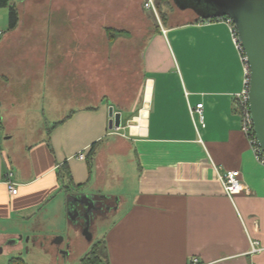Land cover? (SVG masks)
Listing matches in <instances>:
<instances>
[{
	"label": "crops",
	"instance_id": "crops-1",
	"mask_svg": "<svg viewBox=\"0 0 264 264\" xmlns=\"http://www.w3.org/2000/svg\"><path fill=\"white\" fill-rule=\"evenodd\" d=\"M194 20L162 25L144 45V102L138 109L113 106L121 115L120 130H108L112 106L103 101L54 118L51 133L25 146L23 155L15 138L33 130H18L24 120L8 112L9 106L3 111L6 101L0 102V136H6L5 143L0 141V247L7 253L0 264L20 258L18 249L2 246L18 236L21 225L53 211L61 214V226L67 224L66 199L77 194L105 196L100 201L107 210L93 216L91 241L75 230L67 241L56 238L57 230L47 242L37 234L51 264H63L60 253L71 258L73 248L81 262L90 243L100 244L107 264H191L193 259L264 264V168L240 131L233 100L242 87L240 55L223 22ZM199 104L202 125L195 112ZM131 153L136 169L130 168L127 185L122 163ZM78 154L85 159H77ZM116 163L121 165L115 172ZM8 171L16 195L5 184ZM228 171L239 172L242 185L231 198L218 179ZM121 178L126 182L122 193L108 191L109 180ZM252 241L260 244V252L250 254Z\"/></svg>",
	"mask_w": 264,
	"mask_h": 264
},
{
	"label": "rangeland",
	"instance_id": "rangeland-1",
	"mask_svg": "<svg viewBox=\"0 0 264 264\" xmlns=\"http://www.w3.org/2000/svg\"><path fill=\"white\" fill-rule=\"evenodd\" d=\"M146 1L16 0L18 24L13 31H7L8 9L0 8V32H3L0 38V102L6 101L3 111L9 106L8 112L12 111L24 120L25 127L19 121L18 130H33L26 135L24 130L23 135L15 138L23 155L25 146L35 144L42 136L51 133L55 127L52 125L54 118L62 119L74 109L91 107L103 101L118 110L132 105L136 109L142 107L145 79L141 58L144 45L162 25H179L196 19L190 10H178L172 0H161L159 9L155 10L145 7ZM192 38L201 39L195 33ZM126 118L123 113L122 122ZM5 138L3 134V143ZM126 160L122 166L126 167L128 179L130 168L136 169L134 153ZM119 164L114 165L115 172ZM109 181L108 191L115 195L122 193L121 184L126 186L122 178ZM130 181L129 178L127 185ZM99 190L103 192L104 189ZM60 216L53 211L44 220L38 216L28 226L21 225L18 236L5 240L2 247L5 250L18 249L19 257L26 264H51V257L38 247L37 234H41L45 242L49 233L56 230V238L66 241L74 230L82 235L80 220L72 221L66 215L67 224L61 226ZM92 228L90 222V234H93L90 232ZM12 241L15 242L10 246ZM71 252V258L60 253L61 263L82 264L75 248ZM6 254L0 253V257L5 260Z\"/></svg>",
	"mask_w": 264,
	"mask_h": 264
},
{
	"label": "water",
	"instance_id": "water-1",
	"mask_svg": "<svg viewBox=\"0 0 264 264\" xmlns=\"http://www.w3.org/2000/svg\"><path fill=\"white\" fill-rule=\"evenodd\" d=\"M172 1L178 10H190L202 20L228 17L233 21L250 72L248 104L254 136L264 153V0ZM114 129H121V115L109 107L108 130ZM103 199L86 194L70 195L66 199V215L72 221L82 222V235L87 241L92 240L90 222L103 210L100 204Z\"/></svg>",
	"mask_w": 264,
	"mask_h": 264
},
{
	"label": "built area",
	"instance_id": "built-area-1",
	"mask_svg": "<svg viewBox=\"0 0 264 264\" xmlns=\"http://www.w3.org/2000/svg\"><path fill=\"white\" fill-rule=\"evenodd\" d=\"M145 7H147L148 9L155 10L154 1L147 0L145 3ZM216 21H221L227 26L231 40L240 55V61L242 63V87H241V91L233 96L234 105L240 118V131L247 138L255 160L264 168V153L261 151V149L259 148L256 142L253 131L252 119L249 111V104H248V92H249V83H250L249 67L247 65L244 52L239 44L237 32L233 21L228 17L216 19ZM1 37H2V33L0 32V38ZM202 107H203L202 104H199L195 108V112L198 114L199 122L201 125H202ZM193 112L194 111H192V113ZM0 133H1V128H0ZM0 141H1V136H0ZM77 159L84 160L85 154H78ZM239 176H240L239 172L237 171H228L218 176L223 191L227 197L231 198L233 195L238 194L242 191V185L240 184ZM11 177L12 174L9 171L6 172L5 184L8 188L9 193L11 195H16L17 189L15 187V184L11 181ZM250 248H251L250 254H256L262 250L260 244L258 242H253V241L250 242ZM191 264H198V261L193 259L191 261Z\"/></svg>",
	"mask_w": 264,
	"mask_h": 264
},
{
	"label": "trees",
	"instance_id": "trees-1",
	"mask_svg": "<svg viewBox=\"0 0 264 264\" xmlns=\"http://www.w3.org/2000/svg\"><path fill=\"white\" fill-rule=\"evenodd\" d=\"M15 1L16 0H0V8L8 9L9 25H8L7 31L15 30L18 24V16H17V11L15 9ZM160 1L161 0H154L155 9H159V6L161 4ZM208 21H216V19L202 20L201 18L196 16V19L194 20V22L196 23L208 22ZM95 147H96V144H93L91 146V149L86 156L88 160L93 155ZM57 175H58V178L61 179L60 170L57 172ZM81 263L82 264H107L106 261L101 256L100 244L98 243L93 244L89 253L84 258H82ZM8 264H26V263L20 258H13L8 261Z\"/></svg>",
	"mask_w": 264,
	"mask_h": 264
},
{
	"label": "bare ground",
	"instance_id": "bare-ground-1",
	"mask_svg": "<svg viewBox=\"0 0 264 264\" xmlns=\"http://www.w3.org/2000/svg\"><path fill=\"white\" fill-rule=\"evenodd\" d=\"M132 126H134V125H132Z\"/></svg>",
	"mask_w": 264,
	"mask_h": 264
},
{
	"label": "flooded vegetation",
	"instance_id": "flooded-vegetation-1",
	"mask_svg": "<svg viewBox=\"0 0 264 264\" xmlns=\"http://www.w3.org/2000/svg\"><path fill=\"white\" fill-rule=\"evenodd\" d=\"M105 210H106V208H105Z\"/></svg>",
	"mask_w": 264,
	"mask_h": 264
}]
</instances>
